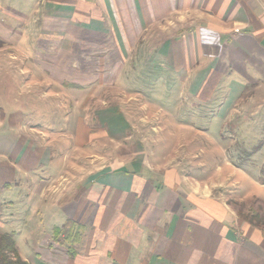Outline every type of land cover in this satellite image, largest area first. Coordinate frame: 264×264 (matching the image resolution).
<instances>
[{
    "label": "crops",
    "instance_id": "1",
    "mask_svg": "<svg viewBox=\"0 0 264 264\" xmlns=\"http://www.w3.org/2000/svg\"><path fill=\"white\" fill-rule=\"evenodd\" d=\"M33 3L31 15L37 20L41 16L43 34L46 30L51 32L49 26L57 17L60 23L69 26L64 31L65 37L68 30L73 32L76 28V40H72L70 34L71 42L65 48L61 46L63 43L53 44L50 35L48 41L41 38L27 45L2 43L0 55L5 56L1 62L5 65L7 80L29 83V90L17 88L14 95H9L6 93L9 89L3 85L0 98L36 96L37 90L41 92L40 98H48L50 85L56 81L51 70L55 55L52 48L56 49L57 45V54L66 56L65 62L60 64L74 66L79 73L88 72L87 66L95 64L115 66L121 60V51L125 52L123 60L126 61L132 60L133 57H128L131 52L139 50L142 54L141 51L151 49L155 57L148 59L145 53L146 57L139 58V64L156 61L162 66L164 61L170 67H183L187 72L183 80L189 83L188 97L199 101L207 97L210 101L219 100L217 110L209 116V111H205L207 113L200 116L202 121L196 115L202 111H192L196 103L188 105V113L192 112L195 117L191 128L207 133L218 121L220 129L264 131V0H33ZM53 8L59 11H56L57 16L51 14ZM20 9L10 10L19 14ZM73 18L77 19V25L73 26ZM164 32L170 37L162 40L160 35ZM87 38L97 43L91 42L95 44L91 45ZM68 51L75 58L70 64ZM138 57L134 55V59ZM30 67L41 73H33ZM16 69L25 73H17ZM174 70L177 71L174 74L181 75L180 68ZM172 81L176 82V77ZM8 106L13 109L0 120V132H15L0 138L1 148L5 147L3 141L9 146L0 154V185L14 190L10 182L14 180L15 185L16 180L21 179L24 192L18 189L17 192L24 197L0 198V209H16L15 214H7L6 222L0 221V234L9 233L5 229L10 221L11 225L20 221L18 208L24 201L26 212L23 214L32 232L39 229V222H50V234L47 233L43 241L46 250L43 260L47 264H264V228L241 219L237 207L229 204L222 192H215L217 184L208 177L200 180L191 176L177 164L171 165L173 159L155 154L157 149L111 168L101 169L98 155L95 159L92 156L91 165L84 166V155L78 153L81 151L77 142L69 152L72 146L67 133L57 138L54 127L49 128V133L37 131L23 121L21 108L26 109L24 105L12 102ZM27 106L32 111L34 104L30 101ZM228 115L235 124H227ZM257 115L261 120L255 122ZM67 129L66 126L64 130ZM37 134L46 142L39 146L46 149L39 147L42 152L35 157L31 146L41 143ZM62 140L66 147L64 152L60 150L59 156L55 150L51 152L47 148L59 147ZM255 140L253 137V143ZM13 142L19 144L16 149L12 148ZM150 143L145 140L141 144L158 147V142ZM260 144L259 151L251 156L247 154V160L235 164L228 156L225 138L219 135V139L213 141V145L219 146L222 162L217 166L219 175L232 172L236 180L251 183L250 189L245 191L239 181L236 194L244 190L243 200L264 203V181L260 180L264 172V140ZM25 148L28 159L39 166L18 164L24 162L20 154ZM14 152L16 157L11 160L8 155ZM33 167L45 170L46 178L40 187L31 179L33 175L25 174L34 171ZM20 173L24 175L21 177ZM218 186L221 188L223 184ZM56 220H61L59 226L54 224ZM68 220L84 229L74 246V256L53 239V229L62 227ZM15 243L23 260L29 264H44L39 254L25 256Z\"/></svg>",
    "mask_w": 264,
    "mask_h": 264
},
{
    "label": "rangeland",
    "instance_id": "2",
    "mask_svg": "<svg viewBox=\"0 0 264 264\" xmlns=\"http://www.w3.org/2000/svg\"><path fill=\"white\" fill-rule=\"evenodd\" d=\"M33 4V0L27 3H23V0H0V45L5 42L9 44L18 42L20 44L23 43L21 45H27L28 42L32 44L41 38L47 40V37L50 35L53 44L57 41L63 43L64 45L61 46L65 48L69 45L72 38H74L72 40H76V35H74L76 28L72 29L73 32L68 30V36L65 37L64 31L69 26L60 23L57 17H55L56 19L53 17L55 22L49 26L52 29L51 32L46 30L43 34L41 28H43L44 24L42 23L41 16L37 17V20L35 16L31 15V7ZM40 4H43V2L40 1ZM53 5H55L56 8L59 7L58 3H54ZM13 7L22 9L18 10V14L10 10ZM56 11H54L53 8L51 14L57 16ZM76 20V18L72 19L73 26L78 23ZM3 26L6 27L7 30L5 28L4 30ZM70 34H72V38ZM44 35L47 36L45 37ZM160 37L162 40H165L170 36L168 33L164 32ZM79 38L80 35H77V39ZM86 41L91 45H95L91 42L97 43L96 40L90 38H87ZM9 46H12V44ZM52 49L55 55L52 57L53 70H51V74L58 82L55 81L51 83L48 90L51 92V94H49L50 96L46 99L40 98L38 94H41V92L37 90L36 96L30 95V97H28L23 95L19 97L17 95L13 98H0V120L13 109L9 106L7 108L8 103L13 102L24 105L26 109L21 108V111L23 112V121H25L26 125L34 126L37 131H44L43 133H49V128L54 127V131L56 132L55 136L57 138L67 133L70 139L69 143L72 146V148L70 147V149H68L69 152L73 150V145L77 142L80 148L79 151H81L78 153H83L84 155V166L91 165L90 160L92 156H94L95 159V156L98 155L99 158L97 163L100 168H111L113 165L123 164L125 160L131 157L139 156L143 152L152 153V151L157 149L158 151H156L155 154L165 155L166 158L163 156L164 159H173L174 163H171V165L177 164L179 168L191 174V176H195L200 180L206 176L214 184L216 183L217 187L215 188V192H222V196H225L228 203L237 207L241 219L249 223L251 222L250 217H252V214L257 213V221L253 223L259 224V226L261 224L264 225V203L258 202L257 200L245 201L241 198L245 191L250 189L251 183L247 185L245 180L239 179L241 184L245 186V191L243 190L242 192L240 190V194L237 195L235 190L239 187L240 182L236 180L237 178L233 177L231 174L232 172L227 173L226 171L224 175H219L217 166L219 167L222 164L220 151L218 145H213V141L219 139V135L223 136L227 141L226 147L229 158H231L233 163L239 164L241 160L243 161L245 158L247 160L248 152L246 151H250L253 147L258 145V143L260 144L263 142L264 131H256V129L250 131H239L232 128L220 129V122L218 121L216 124L211 125V129L208 130L207 133H205L204 130L191 128L192 124L190 123L193 122L195 117L192 115V112L188 113V105H196V111L192 110L193 112H198V110L202 111V113L196 114L202 121L200 116H202V114L205 115L207 113L205 111H209L207 114L209 116L217 110L216 102L219 100L215 99V101H210L208 100L209 97H207L199 101L192 97H188L189 83L183 80L187 78L185 77L187 72L183 70V67H170L163 63L164 61H162L161 66V63H157L156 61L150 62V60H148L150 63L139 64V58H141V56L146 57L145 53L148 54V59L155 57L151 49L141 51L143 52L142 54L139 50L131 52L128 57H133L132 60L126 59V61L123 60L126 54L121 51V60H118L115 66L96 65L95 63H97V60H95V66H87L86 69H89V71L84 73H79L78 68L74 66L69 65L68 67L61 65L60 62H65L63 60L66 57L65 54H57L59 52L58 45L56 49ZM70 53L69 51L67 52V61L69 64L72 61L75 62L74 56ZM70 55L72 56L71 60L69 59ZM134 55H139V57L134 59ZM4 57L5 56L0 55V86L2 87L4 85L5 88L9 89V91L6 92L9 95H14L15 89L17 88L23 91L29 90V83H25L22 80L17 82H10L7 80L8 77L4 74L5 70H3L5 65L1 62V59ZM31 57L30 55V59ZM95 57H98V55L95 54ZM89 61L92 62L93 60ZM174 68H180L179 74L181 75L174 74L177 73ZM29 69H32L33 73H41V71H38L34 67H30ZM42 69L40 65V70ZM15 72L25 73L24 71H18V69H16ZM96 73H99V75H96ZM99 77L100 80L98 79ZM174 77H176V82L172 81ZM5 81L9 82L6 84L4 83ZM60 82L81 86L82 89H69L64 86L65 84L61 86ZM36 83L38 84V82ZM1 89L2 88H0V95L3 94ZM30 101L34 104L32 111L31 109H27V105ZM194 102L196 103L195 105L191 104ZM6 108L9 110L8 112ZM27 110H30V113L26 112ZM17 117L16 114L15 118ZM260 117L261 116L257 115L255 119H253L255 122H258L261 120H258ZM225 120L227 124H235L231 115H228ZM66 126L68 129L64 130ZM14 132L15 131H1L0 138H5L7 134L12 135ZM258 132L260 135L257 134ZM19 133L23 134V131H19ZM253 137L256 138L254 143ZM37 138H39L41 143L37 142L36 146H31V153H33L35 157H38L40 152H42L39 147H43L44 150L46 149L44 146H39L43 145L42 142H45L42 136H38L37 134ZM145 140L152 142L150 144L158 142V147L156 148L154 145L142 146L141 143ZM3 142L5 147H0V154L9 147H7L8 143L6 141ZM18 143L14 144L13 142L14 145H11L12 148L15 146L16 149V145H22L21 140H19ZM58 146L59 147H55V149L50 146L47 148L51 149V152L55 150V153L59 156L60 150L64 152L66 147L65 141L62 140V142H59ZM25 152H27L26 148L23 150V154H20V160L24 162L18 164H23L26 167H29V165L39 166L36 162L30 161ZM178 156L181 157L179 161L176 160ZM8 157L13 160V158L16 157L15 152L13 155L10 153ZM58 158L59 157H57V159ZM41 164H44V162H41ZM44 172L45 170L39 167L25 174L33 175L31 179H35L37 183L36 186L38 185V187H40L43 185L42 183L46 178ZM20 174L21 177L24 175V173ZM7 180L8 182L11 180L10 176ZM260 180L261 182L264 181V172ZM21 181L22 180L18 178L15 185L12 184L14 180L10 182L11 188L15 186L16 189L14 190H8L6 186L1 184L0 198L11 196L13 199H22L24 194H19L17 192V189L24 192V186H20ZM219 183H222L223 187L219 188ZM23 205H25L24 201H21L20 208H18L20 221L17 223L13 222V225H11L10 221L9 224L7 223L8 227L6 226L5 230L9 232V234L14 233L13 238L17 242V246L23 255L31 256L34 253L39 254L42 258L40 261L47 264L46 261L43 260L46 256L43 241L47 238V235L50 234V226L48 225L50 222L48 223L47 220H45L42 223L37 220L39 222L37 228L39 229L32 232L29 227L31 225H27L26 223L27 217L23 214L26 212ZM68 209L70 210L71 208L68 207ZM15 212V208L10 209L2 207L0 209V221L2 223H4V221L6 222V218L8 217L7 214H15ZM67 212L68 210L66 209L64 216ZM35 219L37 218L35 217ZM60 221L61 220H56L54 224L59 226L58 222Z\"/></svg>",
    "mask_w": 264,
    "mask_h": 264
},
{
    "label": "trees",
    "instance_id": "3",
    "mask_svg": "<svg viewBox=\"0 0 264 264\" xmlns=\"http://www.w3.org/2000/svg\"><path fill=\"white\" fill-rule=\"evenodd\" d=\"M65 84V85H64ZM65 87H68L69 89H77L81 90V86L69 84V83H63ZM261 148V144L253 147L247 154L248 156L253 155L257 151H259ZM257 214V213H256ZM255 213L252 214V217H250L251 222H249L252 225H255L260 228H264V225L261 224H255L254 221H257ZM256 219V220H255ZM83 226L79 225L75 221L68 220L62 227L60 228H54L53 229V239L60 245H63L66 247L69 255L74 256V246L77 244L80 240V237L83 234ZM63 235L62 238L60 236ZM0 264H29L25 260H23L16 248V243L13 238V236L9 233H1L0 234Z\"/></svg>",
    "mask_w": 264,
    "mask_h": 264
}]
</instances>
